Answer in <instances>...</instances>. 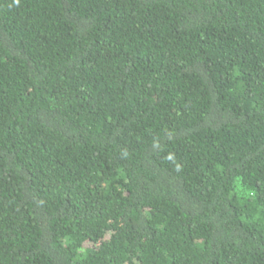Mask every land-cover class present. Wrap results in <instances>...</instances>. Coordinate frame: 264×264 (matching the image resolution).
<instances>
[{
	"label": "trees",
	"instance_id": "16d2710c",
	"mask_svg": "<svg viewBox=\"0 0 264 264\" xmlns=\"http://www.w3.org/2000/svg\"><path fill=\"white\" fill-rule=\"evenodd\" d=\"M0 264H264V0H0Z\"/></svg>",
	"mask_w": 264,
	"mask_h": 264
},
{
	"label": "clouds",
	"instance_id": "9594fccd",
	"mask_svg": "<svg viewBox=\"0 0 264 264\" xmlns=\"http://www.w3.org/2000/svg\"><path fill=\"white\" fill-rule=\"evenodd\" d=\"M15 2H16L17 4H19V0H15Z\"/></svg>",
	"mask_w": 264,
	"mask_h": 264
}]
</instances>
